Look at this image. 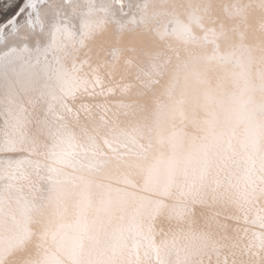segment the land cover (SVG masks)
<instances>
[{"label":"bare ground","instance_id":"6f19581e","mask_svg":"<svg viewBox=\"0 0 264 264\" xmlns=\"http://www.w3.org/2000/svg\"><path fill=\"white\" fill-rule=\"evenodd\" d=\"M50 2L0 39V264H264V0Z\"/></svg>","mask_w":264,"mask_h":264},{"label":"snow or ice","instance_id":"6c2138e0","mask_svg":"<svg viewBox=\"0 0 264 264\" xmlns=\"http://www.w3.org/2000/svg\"><path fill=\"white\" fill-rule=\"evenodd\" d=\"M52 9L50 0H22L19 4L15 0H0V39L9 36L27 39L29 35H37V29L42 33ZM15 51L11 49V53ZM4 55L9 57L10 53ZM11 62L9 59L8 63ZM155 264H188V261L181 257L178 248L164 242L163 249L155 251Z\"/></svg>","mask_w":264,"mask_h":264},{"label":"clouds","instance_id":"9594fccd","mask_svg":"<svg viewBox=\"0 0 264 264\" xmlns=\"http://www.w3.org/2000/svg\"><path fill=\"white\" fill-rule=\"evenodd\" d=\"M131 151V149H129ZM208 240L211 241V234L208 236ZM202 248H197L195 250L189 248L186 252L183 258L188 261V264H198V260L196 257L200 254L202 251ZM23 264H40V260L37 256H33L31 259H27L23 261Z\"/></svg>","mask_w":264,"mask_h":264},{"label":"water","instance_id":"95a60500","mask_svg":"<svg viewBox=\"0 0 264 264\" xmlns=\"http://www.w3.org/2000/svg\"><path fill=\"white\" fill-rule=\"evenodd\" d=\"M22 2V1H21ZM4 41V40H3ZM3 41H1V42H3Z\"/></svg>","mask_w":264,"mask_h":264}]
</instances>
